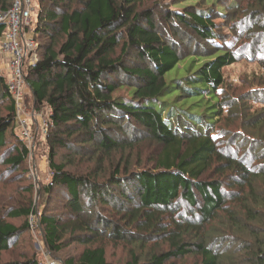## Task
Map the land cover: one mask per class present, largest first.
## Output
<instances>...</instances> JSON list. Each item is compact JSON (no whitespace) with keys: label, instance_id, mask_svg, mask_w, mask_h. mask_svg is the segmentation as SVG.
Listing matches in <instances>:
<instances>
[{"label":"trees","instance_id":"obj_1","mask_svg":"<svg viewBox=\"0 0 264 264\" xmlns=\"http://www.w3.org/2000/svg\"><path fill=\"white\" fill-rule=\"evenodd\" d=\"M146 1L37 0L33 37L48 40L39 41L43 53L25 65L24 76L35 103L51 111L46 139L53 175L45 191L63 185L70 209L64 222L44 209L46 246L60 252L67 238L89 244L143 232L168 249L142 260L134 255L126 264H166L187 255L198 258L194 264H239L229 262L227 234L214 224L224 214L230 234L248 241L244 263L264 264V116L247 103L263 97L264 85L252 87L253 97L234 95L224 72L241 59L264 68V0H196L181 10L171 8L181 0L144 7ZM13 2L0 0V12ZM5 28L0 23V41ZM229 36L235 46L223 44ZM122 87L127 96L116 94ZM16 118L0 72V162L13 169L29 156L26 144L2 153ZM232 118L237 130L222 125ZM130 132L144 140L128 138ZM141 141L160 151L151 167L132 168ZM61 149L71 155L60 160ZM25 202L0 206V251L30 228L28 221L6 220L35 213L32 199ZM110 204L113 218L99 210ZM136 240L142 246L144 239ZM0 264L41 263L32 256ZM64 264L114 263L97 245Z\"/></svg>","mask_w":264,"mask_h":264},{"label":"rangeland","instance_id":"obj_2","mask_svg":"<svg viewBox=\"0 0 264 264\" xmlns=\"http://www.w3.org/2000/svg\"><path fill=\"white\" fill-rule=\"evenodd\" d=\"M32 1L34 6L38 8L37 0ZM156 1L159 0H147L144 7L154 6ZM167 2L171 1L168 0ZM191 3L195 4L196 0H181V2L176 5L172 2L171 8L181 10L185 5ZM196 5L199 6V3ZM36 14L37 12L32 16L31 26L27 29L26 34L29 36H34L37 29ZM217 20L218 23L222 22V19ZM221 25H223L222 27L224 32L230 33L229 28L224 27V23ZM47 40L48 37L44 35H38L36 38L38 43V49L36 50L38 60L40 54L43 53V49L39 50V41L41 44H43ZM227 40L224 41L223 44L235 46L236 39L233 36H229ZM215 42L218 43L217 38L215 39ZM205 46L209 48L207 44ZM0 72L3 73L4 70H0ZM224 72L228 81L231 82V92L234 95L245 96L247 94L246 96H250L251 93L253 94L256 92V90L252 89V87H261V85H264V68L260 66L258 61H253L251 59H241L238 62L225 67ZM7 78L8 77H6V79ZM115 80H120V78L116 77ZM262 89L264 90V88ZM24 94L25 98L23 109H26L25 112L21 111L20 113L23 112L22 118H26L30 123L32 138L26 139L22 137V127L20 126L19 119L16 118L13 129L8 130L7 143L2 149V153L10 151L16 147H21L22 144H26L29 148V156L19 167V169H13L9 167L8 164L0 162V206L4 209L9 208L10 206L18 207L21 205V203L26 204V200L32 199L33 204L35 205V213L33 212L30 214L28 218L6 217V220L11 221L18 226L24 224L25 221H28L30 228L24 231V233L21 234L18 239H14L13 242H11L9 249L0 251V263L14 260H23L25 258L34 256L41 264H44L48 259H56L59 260L61 264H64V260L69 257L77 258L86 246L95 247L97 245H103L108 261L114 264H126L128 261L132 260L134 255H138L140 260H142L144 258L146 259L151 257L153 253L158 254L167 250L169 245L161 241L158 236L149 235L146 233L144 234L143 232L140 234L134 233L133 236L138 237H133V239H115L112 236H105L100 242L96 240L95 242L89 244L72 241L70 238H67L65 240L67 244L64 245L60 252H52L49 248H47L44 238V229L40 224V216L43 214L44 209L48 208V213L59 218L62 222L70 219V209L67 207V197L69 194L63 185L54 186V189L51 192L45 191V186L51 182L53 175V172L48 164L49 147L46 139L51 111L47 105H38L35 103V98L30 88L27 86V83L24 88ZM116 94L127 96V87L118 89ZM250 97L253 96L251 95ZM247 103L251 108L252 113L261 114L264 116V95L258 99L256 97L250 98L248 99ZM1 113L3 115L5 114V111H2ZM225 114L228 115V112L225 111ZM237 116V120L239 122L245 120V117H242L241 115ZM234 118L227 120L225 119L223 122L219 121V124L222 122V125H225V127H229L232 130H237L238 128L236 125L238 122L236 123V121H234L236 119ZM225 122H227L228 125ZM245 131L252 136L255 133L249 129H246ZM127 137L132 139L136 137L138 140H144L142 135H137L136 133L131 132L127 134ZM159 151L160 147L155 142L141 141L134 149V164L132 168L151 167V158ZM68 155H71L68 149H61L59 158L61 160L63 156L66 157ZM120 156V154L116 155V161H121L123 159V157ZM92 165L96 166L97 164L92 162ZM29 189L31 190L30 193H28ZM123 191L127 192V189H123ZM116 192H118V190ZM85 194L86 192L82 191V198H86ZM134 195V192L130 193V196ZM132 203L136 204V199H133ZM104 207H106V209H104ZM114 209L115 206L110 204L101 206L99 210H101L100 212H103L104 215L113 218L112 213ZM237 209L239 210L240 208L237 207ZM223 216L225 215L221 214L219 219H217L214 224H216L218 229H221L220 233L225 232L227 234L226 239L228 242H222V244H224V246H229L228 250L230 251L231 255V257H228L229 262L234 261L235 263L246 264L244 263V260L246 259L245 255L250 253V250H248L246 244L248 241H242L241 239H238L237 236H232L230 232L234 231L230 230L229 227L226 226V221H223V218L226 217ZM119 217L120 215L118 218ZM221 223L226 226L228 231L227 229H222L223 226ZM243 235H246V233ZM136 238L144 239L142 246H140L137 242L140 239L136 240ZM197 259L198 258H195L192 255H187L186 257L172 258L167 261L166 264H194Z\"/></svg>","mask_w":264,"mask_h":264},{"label":"built area","instance_id":"obj_3","mask_svg":"<svg viewBox=\"0 0 264 264\" xmlns=\"http://www.w3.org/2000/svg\"><path fill=\"white\" fill-rule=\"evenodd\" d=\"M38 12L32 0H14L12 7L0 12V23L6 26L4 38L0 42V55H8L7 59L9 78L7 84L15 104L17 118L22 127V137L32 138L28 120L22 118L24 104V88L26 80L24 76L25 65H32L37 61L36 50L38 43L33 36L27 35V29L31 26L32 16ZM23 111L22 113H20ZM44 264H61L59 260L48 259Z\"/></svg>","mask_w":264,"mask_h":264},{"label":"crops","instance_id":"obj_4","mask_svg":"<svg viewBox=\"0 0 264 264\" xmlns=\"http://www.w3.org/2000/svg\"><path fill=\"white\" fill-rule=\"evenodd\" d=\"M5 30H6V28H5ZM4 33H5V31H4ZM3 38H4V34H3V36H2V39H1V41L3 40ZM0 41V42H1ZM7 59H9V56L8 55H0V60H1V62H0V70H4V72H3V74L6 76V77H8L9 78V72H8V64H7ZM17 114V113H16ZM28 124H29V128H31V126H30V123L28 122Z\"/></svg>","mask_w":264,"mask_h":264}]
</instances>
